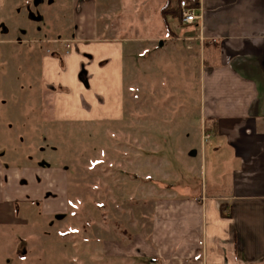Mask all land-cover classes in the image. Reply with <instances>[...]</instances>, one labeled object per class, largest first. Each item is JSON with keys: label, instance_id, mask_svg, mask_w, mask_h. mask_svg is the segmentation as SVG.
Instances as JSON below:
<instances>
[{"label": "crops", "instance_id": "obj_1", "mask_svg": "<svg viewBox=\"0 0 264 264\" xmlns=\"http://www.w3.org/2000/svg\"><path fill=\"white\" fill-rule=\"evenodd\" d=\"M31 1L35 0H0V45L16 41L8 36L11 27L2 21L3 8ZM165 1L47 0L51 36L43 38L44 46L30 40L29 47L18 52L21 67L12 68L31 79L33 65H37L38 86L32 83L33 92L38 88L39 97L40 93L48 96L40 97L37 105L48 106L49 117L56 123H126L131 67L135 86H151L153 79L139 80L145 58L151 57L153 73L163 61L160 56H175L177 47L184 61L199 52L200 116L215 130L212 152L224 154L233 164L230 192L188 194L189 188L178 181L182 169L173 150H169L173 163L163 159L162 164L172 168L168 177L175 182L156 176L151 169L164 151L155 139L157 130L151 127L145 133L151 148L144 153L142 143L134 146L132 160L125 146L131 169L120 167L119 171L150 185L149 191L140 189L134 196L154 200L150 228L147 232L139 229L128 241L104 239L102 255L89 254L86 263L264 264V0H191L198 3L202 19L189 24L178 16L164 15ZM33 19L41 21L43 16ZM31 30L40 33L37 28ZM179 86L174 82L171 94L182 100ZM141 109L135 111L136 124L154 120ZM38 115L28 118L25 127L43 125L34 121L45 119L44 114ZM143 128L136 135L142 137ZM29 134L37 133L30 130ZM71 173L45 159L15 164L0 156V226L18 219L24 223L29 214L62 217L69 210ZM37 206L40 209L33 211ZM72 258L65 263L78 264L79 258Z\"/></svg>", "mask_w": 264, "mask_h": 264}, {"label": "rangeland", "instance_id": "obj_2", "mask_svg": "<svg viewBox=\"0 0 264 264\" xmlns=\"http://www.w3.org/2000/svg\"><path fill=\"white\" fill-rule=\"evenodd\" d=\"M49 10L47 0L39 4L35 0L17 7L8 3L2 10L3 23L11 27L8 36L16 41L0 45V156L7 163L15 164L29 161L38 163L45 159L72 172L67 189L69 212L66 210L62 217L29 214L28 218L24 216L27 218L24 223L18 219L12 225H1L0 264H71L65 263V259L72 257L79 258L78 264H87V255H102L104 239L128 241L140 230L147 232L154 200L141 201L134 196L140 189L143 193L149 191L150 185L145 182L139 184L119 171L120 167L131 169L127 164L131 162L128 159L134 160V146L138 148L142 143L144 153L151 148L150 137L145 135L151 127L157 130L158 136L154 138L160 150L164 151L151 169L156 176L169 183L175 182L172 176L168 177L172 168L162 164L163 159L172 160L169 150H173L182 169L178 168V172L181 170L178 181L189 188L188 194L196 196L208 192L225 195L231 189V159L212 152L213 143L216 142L215 130L210 129L211 123L200 116L199 52L191 54L184 61L180 57L182 52L177 53L181 51L177 47L175 56L169 59L166 55L160 56L159 59L163 61H159L158 70L153 73L149 66L151 57L145 58L139 80L145 83L153 79L155 82L151 86L146 83L141 88L140 84L135 86V70L131 67L126 123L118 120L95 121L89 125L72 126L65 122H54L49 117L48 106L40 105L39 108L40 97L48 96L40 93L39 97L35 92L39 91L38 88L33 92L32 83L38 86L37 65H33L31 79L12 67H21L23 60L18 52L29 47L30 40L36 39L41 42L40 45H46L43 38H49L52 34L46 18ZM39 15L43 16L41 21L33 19V16ZM32 27L40 30V33L35 35ZM174 82L182 85L179 86L180 91L184 92L182 100H177L171 94ZM140 106L154 120H143V124H136L135 111H139ZM39 113L41 116L44 114L45 119L37 121L35 118L34 121L43 125L25 127L27 119L33 115L39 117ZM140 127H144L142 137L136 135ZM30 130L37 134L30 135ZM125 146L131 150L127 156L132 157H126ZM194 150L197 155L191 154ZM108 165L112 168L109 169ZM186 166L190 171L184 170ZM141 170L151 171L145 168ZM37 209H40L39 206L32 207L35 212ZM20 211H25V208ZM26 211L29 212V209L26 208Z\"/></svg>", "mask_w": 264, "mask_h": 264}, {"label": "built area", "instance_id": "obj_3", "mask_svg": "<svg viewBox=\"0 0 264 264\" xmlns=\"http://www.w3.org/2000/svg\"><path fill=\"white\" fill-rule=\"evenodd\" d=\"M181 19L184 23H195L202 19V14L199 12L198 3L191 0H181Z\"/></svg>", "mask_w": 264, "mask_h": 264}, {"label": "trees", "instance_id": "obj_4", "mask_svg": "<svg viewBox=\"0 0 264 264\" xmlns=\"http://www.w3.org/2000/svg\"><path fill=\"white\" fill-rule=\"evenodd\" d=\"M162 12L164 15L172 14L173 16H178L181 18V0H166L162 6ZM224 207L222 206V214L227 216L223 211Z\"/></svg>", "mask_w": 264, "mask_h": 264}]
</instances>
